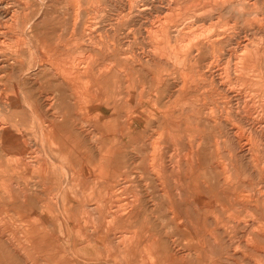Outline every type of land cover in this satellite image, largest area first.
<instances>
[{
	"label": "bare ground",
	"instance_id": "bare-ground-1",
	"mask_svg": "<svg viewBox=\"0 0 264 264\" xmlns=\"http://www.w3.org/2000/svg\"><path fill=\"white\" fill-rule=\"evenodd\" d=\"M29 1L0 0V264H264V0Z\"/></svg>",
	"mask_w": 264,
	"mask_h": 264
},
{
	"label": "rangeland",
	"instance_id": "rangeland-1",
	"mask_svg": "<svg viewBox=\"0 0 264 264\" xmlns=\"http://www.w3.org/2000/svg\"><path fill=\"white\" fill-rule=\"evenodd\" d=\"M29 2H30L31 5L33 4V5H32L33 7H39V4H38V3H39V0H38V1H37V0H30ZM101 4H102V3H101ZM102 5H103V7H104V6H106V7L108 6L107 9H108V10H111V11H110L111 13H114V12L112 11V9H114V8H112L110 5H108V3L105 4V5H104V4H102ZM109 7H110V8H109ZM57 15H58V14H57ZM155 16H156V15H155ZM155 16H154V17H155ZM50 17H51V18L53 17V19H51V24L53 23V25H54L55 27H59L61 23H60L57 19H55L54 15H52V16H50ZM29 18H31V15L29 16ZM149 19L152 20V19H154V18H152V19L149 18ZM48 20H49V19H48ZM149 24H150V23H149ZM149 24H148V25H149ZM99 32L103 35L102 37H103L105 40L110 41V39H112V33H110V32H106L105 30L98 31V33H99ZM108 33H109V34H108ZM141 35H143V36H141ZM138 38H139L140 41H142V42H144V43H147V40H148V39L145 38V30H144V27L141 28V33H139ZM13 40H14V39H13ZM13 40H11L12 43L10 42V44H12V45L15 44ZM27 42H29V41H27ZM20 45L23 46L22 44H20ZM20 48H21V47H20ZM23 48H24V46H23ZM23 48H22V50H23ZM83 52H86V54L84 53V54H85V57H84V54H82ZM7 53H11V52H7ZM76 53H78V54H76ZM76 53L73 54V56H75L74 58H77V59H80V60L86 59V56L88 57V55L91 54L90 51H88V52H87V51H80V52L78 51V52H76ZM79 53H81V54L83 55V57H82V55L79 54ZM26 54L29 55V53H27V51H26ZM76 55H77V56H76ZM78 55H79L80 58L78 57ZM81 57H82L83 59H82ZM77 59H76V61H79V60H77ZM86 116H87V115L84 114L83 118L88 119L89 116H87L88 118H87ZM261 141H262V142H261V148H262V151H263L262 155L264 156V139H263V140L261 139ZM56 157H57V156H56ZM57 163H58V162H57ZM137 171H139V170H137ZM139 172H140V171H139ZM248 173H250V170H249L248 167H245V165H244V168H243V170H242V174H244L243 177H246V179H249V178H248ZM255 183H256V181H255ZM135 185H136V184H135ZM136 190L139 191V190H140V187H137ZM263 190H264V188H263ZM262 193H263V195H264V191H263ZM9 216H10V217H16V216H15V213H13V212L10 213ZM150 219H151V220H155V222H156V224L159 226V229H160L161 232H162L163 230H165V229L168 228V227H167V221H165V223L163 224L161 220H157V219L151 218V216H150ZM171 227H173V225H172ZM170 231H173V229H171ZM170 233H171V232H170ZM91 249H92V248H91ZM38 264H52V263H51V260H50L48 257L44 256V257H42L41 259H39V255H38Z\"/></svg>",
	"mask_w": 264,
	"mask_h": 264
}]
</instances>
